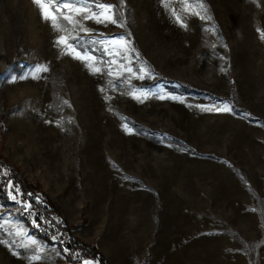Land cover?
Here are the masks:
<instances>
[{"label": "rangeland", "instance_id": "obj_1", "mask_svg": "<svg viewBox=\"0 0 264 264\" xmlns=\"http://www.w3.org/2000/svg\"><path fill=\"white\" fill-rule=\"evenodd\" d=\"M100 3L115 6L95 8L100 19L118 23L48 9L86 34L62 17L68 31L55 30L33 0H0V175H13L0 193V264H58L20 217L13 195L26 187L72 229H88L91 209L143 205L146 254L183 251L170 237L192 233L206 264H264V0ZM68 33L98 60L56 44Z\"/></svg>", "mask_w": 264, "mask_h": 264}, {"label": "crops", "instance_id": "obj_2", "mask_svg": "<svg viewBox=\"0 0 264 264\" xmlns=\"http://www.w3.org/2000/svg\"><path fill=\"white\" fill-rule=\"evenodd\" d=\"M128 206L120 201L109 207L91 209L88 212V229L78 227L73 228V231L78 237L92 243L109 264H206L203 262L202 250H194V241H199V237L192 233L179 238L170 237L175 242L184 241V246L180 247L183 251H177L176 246L171 250L169 246L167 251H152L146 254V242L153 241V234L145 233L143 220L146 213L143 205L140 208L137 204ZM65 217L72 224L76 223L70 216L65 214ZM157 238L160 241L161 237ZM56 254L57 263L64 264L62 256Z\"/></svg>", "mask_w": 264, "mask_h": 264}, {"label": "built area", "instance_id": "obj_3", "mask_svg": "<svg viewBox=\"0 0 264 264\" xmlns=\"http://www.w3.org/2000/svg\"><path fill=\"white\" fill-rule=\"evenodd\" d=\"M10 180L11 177L7 176L6 181ZM13 197L21 212L28 216L33 225L42 229V235L60 242L62 258L68 264H84V261H89L90 264H109L90 244L77 239L71 224L55 216L54 212L50 211V204L36 189H19Z\"/></svg>", "mask_w": 264, "mask_h": 264}, {"label": "snow or ice", "instance_id": "obj_4", "mask_svg": "<svg viewBox=\"0 0 264 264\" xmlns=\"http://www.w3.org/2000/svg\"><path fill=\"white\" fill-rule=\"evenodd\" d=\"M55 5H56V12L59 13V9L61 6L63 7H73V6H78L76 8L77 13H79L80 11H85L87 13H91V16L89 15H84L83 19L84 20H88L90 18L95 19L97 23H105V22H111L113 24L118 23V18L115 12L112 13V15L106 16L104 20L100 19V16L102 15V13H98L95 11V8H100V9H104L105 11H111L114 9V5L112 4H106V3H100V0H54ZM162 2L164 3L165 7H170V0H162ZM33 3L36 4L42 11L44 18L45 19H51L52 21V26L55 30L58 31H65L67 32V28L60 23V19L61 17L64 20H67L69 23H71L73 25V29H75L77 27V25L79 26V29L83 32L90 33L91 30L86 28L83 24H81L79 21L74 20L73 17L71 15H63V13H60L59 15H55L52 14L48 9L51 7V4L53 3V0H33ZM187 6V5H186ZM201 8L204 7L203 3H200L199 5ZM173 14L175 15V11L173 12ZM208 19H211V17H208ZM177 20H180V17L177 16ZM262 37H264V33H262ZM119 41L123 42V43H127L124 42V38L120 37ZM91 43H104L102 41H92ZM56 44L60 45L63 44L67 49H71L73 52H75V56L74 58H79V59H91V60H98V58L94 55H92V52L95 51V49H89L86 47H83L82 44L79 41L78 37H73L71 36L70 33H68V35L65 36H59L57 37L56 40ZM68 54L66 52H62L61 55H65ZM87 67H89L90 69H92L95 72L101 71V69L99 68H94L92 66V64H87ZM48 68L45 65H40L34 68L33 72H32V76L34 79L39 78V76L37 75L38 73L41 72H47ZM128 71H132L131 68L128 69ZM221 71H224V69H221ZM140 73H144L145 69L144 68H140L139 69ZM109 75H111V72H109ZM21 79H23L24 77H20ZM140 79H143V76L141 75L139 77ZM112 82L110 81V84ZM113 87H115V84H113ZM103 91V89H102ZM65 103H67V101H65ZM222 111H229V106L227 104L224 105L223 109H220ZM125 127H127L125 125ZM14 199V197H13ZM31 244H35V241H31ZM39 256H33V259H39ZM84 264H90L89 261H84Z\"/></svg>", "mask_w": 264, "mask_h": 264}, {"label": "bare ground", "instance_id": "obj_5", "mask_svg": "<svg viewBox=\"0 0 264 264\" xmlns=\"http://www.w3.org/2000/svg\"><path fill=\"white\" fill-rule=\"evenodd\" d=\"M47 203L50 204V211H53L55 216L60 217L61 221H65L63 216L59 213V211H57V209L55 207H53V205L49 201H47ZM20 217H21L22 221L25 223V225H27L39 238L44 239L46 241L49 240V242L54 244L58 253L62 256V249H61L60 242H58L57 239L47 238V236L42 235V229L37 228L36 225H33L31 220H29L28 216L25 215V213L21 212V208H20ZM77 239H80V238L78 237Z\"/></svg>", "mask_w": 264, "mask_h": 264}, {"label": "trees", "instance_id": "obj_6", "mask_svg": "<svg viewBox=\"0 0 264 264\" xmlns=\"http://www.w3.org/2000/svg\"><path fill=\"white\" fill-rule=\"evenodd\" d=\"M0 165H3V162H1V160H0ZM8 172H7V175H9V176H13V175H11L10 173H11V171L10 170H7ZM14 175L16 176V179L17 180H19L20 181V177L19 176H17L15 173H14ZM6 176L5 175H3V177L0 175V193H1V195H3V193H4V191H5V187H6ZM23 187V186H22ZM92 248H94L93 246H92ZM95 249V248H94ZM96 250V249H95ZM97 251V250H96ZM98 252V251H97ZM99 253V252H98ZM100 255V254H99ZM100 257L101 258H103V256H101L100 255Z\"/></svg>", "mask_w": 264, "mask_h": 264}]
</instances>
